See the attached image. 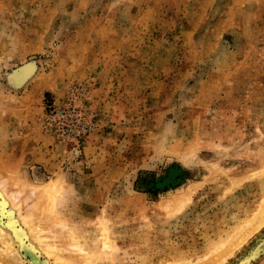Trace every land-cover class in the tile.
<instances>
[{"label": "rangeland", "instance_id": "obj_1", "mask_svg": "<svg viewBox=\"0 0 264 264\" xmlns=\"http://www.w3.org/2000/svg\"><path fill=\"white\" fill-rule=\"evenodd\" d=\"M72 89L94 125L67 136L53 115ZM0 175L62 179L39 206L49 264L59 234L91 264L228 252L264 200V0H0Z\"/></svg>", "mask_w": 264, "mask_h": 264}, {"label": "bare ground", "instance_id": "obj_2", "mask_svg": "<svg viewBox=\"0 0 264 264\" xmlns=\"http://www.w3.org/2000/svg\"><path fill=\"white\" fill-rule=\"evenodd\" d=\"M4 177L0 175V264H49V259L42 256V251L47 252L48 255H53L54 250H57L58 246L54 242L57 236L54 235L52 228L49 226V223L52 222L51 218L46 213L50 209L56 208L58 197L64 193L62 179L48 181L42 186L32 185L28 188V186L22 185V182L20 183L18 180L11 182L10 178L9 180ZM180 196L178 200L176 199L177 201L174 200L178 207H182L189 201L191 198L190 190ZM41 202L47 207V212L44 213V211L43 214L39 211V206L41 204V207L43 206ZM249 225H251V228L248 229L249 231L246 234L242 230L236 233L240 238L237 244H235L233 240L235 236H233L232 240L228 244L226 243L227 245L224 244L222 246H228L231 242L232 246L228 247V249L230 248L228 252L220 253L218 251L219 253H216L217 249H215L208 257L200 256L194 258L192 264H197L198 262H201V264H220L225 262L232 255L234 249L241 247L250 235L264 227V200L259 210L253 214L252 220H249ZM103 227L102 235L108 238L109 229H107L105 223H103ZM58 237L68 240L62 234H59ZM15 238L19 239L16 244L18 245L17 248L14 245L16 242ZM64 240L61 242L66 243L67 247L65 250L67 255L56 253L55 258L53 256V264H91L89 254L81 250L80 247L77 248L76 244H74L75 240H73V243L65 242ZM70 252L75 253V256ZM263 252L264 236L258 240L256 245L246 255L233 264L251 263L260 257Z\"/></svg>", "mask_w": 264, "mask_h": 264}, {"label": "built area", "instance_id": "obj_3", "mask_svg": "<svg viewBox=\"0 0 264 264\" xmlns=\"http://www.w3.org/2000/svg\"><path fill=\"white\" fill-rule=\"evenodd\" d=\"M82 96L81 91L72 89L67 103L54 108L53 123L62 134L69 136L76 132L79 135L92 129L93 114L84 107Z\"/></svg>", "mask_w": 264, "mask_h": 264}]
</instances>
